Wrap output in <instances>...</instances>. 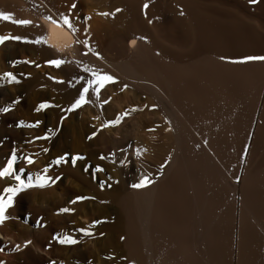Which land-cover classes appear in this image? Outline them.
<instances>
[{
  "label": "bare ground",
  "instance_id": "bare-ground-1",
  "mask_svg": "<svg viewBox=\"0 0 264 264\" xmlns=\"http://www.w3.org/2000/svg\"><path fill=\"white\" fill-rule=\"evenodd\" d=\"M233 1L223 6L227 0H176L182 16L175 13L163 28L169 37L189 47L190 55L179 54L178 47L160 36L156 25L148 24L151 11L139 0H119V23L133 26L124 36L110 30L85 35L74 24L72 32L62 23L45 19L60 20L55 14L14 26L16 34L28 41L44 38L46 43L27 42L42 61L60 59L64 61L60 66L75 68L68 81L57 86L64 90L62 105L54 115L57 120L67 118L66 110L93 79V71L120 81L125 91L116 95L117 103L134 99L136 108L115 112L112 98L106 95L109 82L98 91L89 85L86 102L79 107L94 115L96 126L91 128L82 120L56 129L66 138L57 140L60 144L85 147L91 166L97 155H103L116 168L119 193L99 192L92 176L87 177L85 197H93L82 200L87 208L69 207L72 211L58 214L57 224L68 226L76 244L54 249L39 246L44 254L37 252L36 258L30 246L35 239L25 238L27 245L18 240L14 226L24 203L29 202L25 196L30 195L32 221L50 208L55 213L61 207L58 194L53 192L50 198L46 189L32 194L28 188L15 194L5 209L8 219L0 224L4 238L23 245L26 253L44 264H112L107 260L113 249L107 231L123 237L124 254L116 264H264V61L236 62L243 56L264 55V0L254 5L250 0ZM110 50H115L117 59L105 55ZM12 70L18 83L0 74V109H10L0 111V148L5 153L0 168L15 150L13 172L27 181L23 157L30 142L40 144L33 137L40 136L42 123L17 127L16 122L41 121V111L36 109L44 77L34 74L24 79L17 74L24 69ZM144 106L147 113L164 118L162 127L152 129L142 123L139 114ZM138 122L143 124L140 135L128 130ZM166 159L168 164L161 168ZM21 167L25 172L19 171ZM142 175H150L153 183L131 188ZM16 184L11 174L0 178V198L6 200L9 194L3 189ZM108 201L116 212L111 218L105 208ZM75 214L88 221L73 222ZM81 228L92 234L77 231Z\"/></svg>",
  "mask_w": 264,
  "mask_h": 264
},
{
  "label": "rangeland",
  "instance_id": "rangeland-1",
  "mask_svg": "<svg viewBox=\"0 0 264 264\" xmlns=\"http://www.w3.org/2000/svg\"><path fill=\"white\" fill-rule=\"evenodd\" d=\"M141 1L139 0V2H141L140 3L141 6L142 3L144 2L143 5L147 4V7L146 8L143 6L142 7L145 8V10L150 9L151 11L148 12V18H147L148 24L156 25L158 27L157 30L160 36L162 35L161 37L165 40V42L168 45L171 46L174 45L173 47L176 46L175 48L178 47L177 51L179 54L183 53L190 55V48L187 46L184 47V45H182L180 42L169 37L167 35L166 30L163 28L164 21L172 18V16L175 13L182 16V12L178 8L176 0H141ZM259 1L260 0H256L255 3H250V2L249 3L254 5L257 4ZM0 2H2L4 6L3 9L1 7L0 11L11 13L13 20L19 18L27 19L25 18V16L29 17L33 15L34 16V17L32 16L33 19L31 17L27 19V20L32 19L30 20L31 21L30 24L39 20V15L55 14L56 16L60 17V14L64 13L65 15L69 16L72 24H74L76 27H79L80 29L82 28L81 31L85 35L91 34L94 31H98L100 33H106L107 30H110L120 33V36H124L129 30L133 29V26L129 23H125V22L119 23V21L122 19V18L118 19V17H120L122 13V8L119 3V0H75L76 7L72 10V12H69L68 9L69 6L73 3V0H0ZM232 4H234L233 0H227V2L223 6L232 5ZM28 9L31 10V12ZM116 9H119V11H115ZM27 11L29 12L27 13ZM254 11H255L254 9L250 10V12H254ZM25 13L28 15H26ZM101 13H107V15H102ZM14 26L16 28V24L12 23L11 21L0 20V36H12L14 34L17 35L16 32L14 31L15 30ZM17 26H21V25H17ZM85 29H87V31H85ZM36 52L37 51L33 48V46H30L27 42L24 41L16 42L14 40L9 39V40H5L3 43H0V71H1L0 74L1 73L4 74L5 73L4 70L7 72L8 69H9L8 72H10V70L12 69H13L12 71L15 70L14 73L19 69H24L23 71L24 75H22L23 73L22 71H21L22 73L20 71H17L18 73L16 72L19 76L24 77V79L32 78L34 74L35 75L38 74L39 76L42 75L44 78H42L43 84L40 86L41 97H42L41 102L46 101L48 102V104L51 105V107L40 110L41 121H42L40 136H43L45 132H47L49 138L39 139L40 144H37L36 142L35 143L30 142L29 145L27 146L26 155L32 158L33 163L32 164L25 163L27 169L26 173L27 175L31 174L34 180L37 173H43V169L47 165L52 164V161L56 157L62 156L64 153H68L69 156L74 154H79L80 156L83 157V159L78 160L74 165L71 163L70 160H68V158H65L67 162L62 161L61 163H59L60 164L59 166L56 164H52V166L48 168L47 173H43V174L52 177V179H55L57 176H60V179L55 183H51L47 185L44 188L31 187L29 188L31 191L30 193L39 194L41 190L44 191L46 189L47 190L46 192L48 195H50V198L52 197L53 192L57 193L61 203V207L57 208V210L61 208L77 207L79 205H82L84 208H87L86 203L83 202L82 200L75 201L74 203H70V201L74 200L75 197L80 196L81 194H83V196L87 194L88 178H90L91 176L96 184L97 191L104 192L106 190L104 192L106 194H110V192L119 193L118 180L115 174L116 168L111 161L106 159L103 160L100 158L101 156L99 155L95 157L96 159L93 163V166H91L88 157L86 155L85 147L82 146L79 147L78 149H74L71 148V146H69L68 144L62 145L59 142H57V140L59 141L60 139H66L64 136H60L59 132L56 130L61 125L63 126L65 125L68 127V125L71 123L78 124V122L81 123L83 120L82 122L83 124L88 122L87 125L91 128L92 127L94 128L96 126V123L94 120H92L94 118L93 117L94 115L92 113H89L88 110L86 109L83 112V110L80 107L72 110V112L66 111L65 117L67 118H64L65 121L56 119L54 115L62 105L61 97H62V93L64 92L63 89L57 90V86L59 84L66 83L68 79L71 77L70 74H72L75 68L72 66L68 68V65L65 66L66 67L65 68L64 66L57 67L54 65L47 64L45 63V61H42V59L38 56V54H36ZM104 53L108 58L117 59V54L115 50H110ZM195 57L196 56H193L191 59ZM121 58L122 56L120 55V59ZM24 61H30V63H25ZM36 65H39V67H37ZM48 78L49 80H47ZM51 86L54 88H51ZM53 89H55L56 92L52 91ZM124 91H125L124 86L120 81L114 80L113 82L108 83L106 95L107 97H109V99L112 98L111 102H112L113 110L115 112H119L120 110L122 112L123 109L127 110L128 112H131L136 108L133 106L135 103L134 99L122 100L120 104L117 103L115 98L116 95L121 94V92L123 93ZM52 93L54 96L52 95ZM142 110L143 111L139 115L143 117L142 119L143 124L148 123L149 125H151L152 129L162 127V124H164V118H162L158 113L157 114L147 113L145 106L142 107ZM85 111L88 112L89 114L86 115L87 113ZM56 122H58L59 126L56 125L57 124ZM143 124L141 123L139 124L138 122V124L135 126L132 125H131L132 127L129 126L128 130L129 131L132 130L131 133H136L139 131V135H140L142 134L140 130L142 129ZM45 148L48 149L47 152L43 151V149ZM4 155H5L4 150L0 148V159L5 161ZM97 165H99L103 169L102 172L97 171V167H96ZM101 182L104 183L103 188H101L100 186ZM108 185H111V187H108ZM15 197L16 195H14L12 198L14 199ZM25 199H28L29 202L24 203L23 210H21L22 212H20L17 217L18 224L14 226V230L18 235V240L24 243V241L26 240L25 238L27 239L34 238L36 246L34 244H31L30 246L34 250V254L36 258L39 256V253L37 252H41L44 254V251H41L39 249V246H41L44 249H54L56 247H59L60 245H67V244H60L53 239V237L56 235L71 234V231H69V228L67 225H65V223L60 222L57 224L56 222V219H58V214L61 213L62 216L64 215L63 212L55 211L54 213V209L50 208L47 213L44 212V214H42L39 217H37L36 215L34 221H32L31 219L32 206H31L30 195L25 196ZM105 208L107 209L110 218L111 216L114 217L116 212L113 204L108 201L106 203ZM73 220H74L73 222L77 224H83L84 222L88 221L81 214H75L73 216ZM106 235L108 236V238L111 239L112 242L111 247H113V249L110 250V257L109 255L107 256V260L112 261V264H116L117 261L120 259V257L123 256L124 254V246H123V241L121 239L122 236H119L118 233L113 231H107ZM3 238H4L3 235L0 234V240H1L0 260H3L5 264H44V262L40 263L37 259H33L30 256V254L26 253L25 251L26 248L23 245L21 244L18 245V242H13L9 238H4V239ZM80 246L81 245H79V247Z\"/></svg>",
  "mask_w": 264,
  "mask_h": 264
},
{
  "label": "snow or ice",
  "instance_id": "snow-or-ice-1",
  "mask_svg": "<svg viewBox=\"0 0 264 264\" xmlns=\"http://www.w3.org/2000/svg\"><path fill=\"white\" fill-rule=\"evenodd\" d=\"M256 0H250V3H255ZM76 7V3L75 0H73V3L69 6L68 11L72 12V10ZM144 7H147V4L144 5ZM115 11H119V9H116ZM102 15H107V13H101ZM46 20H50L52 23L54 24H63L64 26H66L70 31L75 32L76 29L73 27V24L69 18L68 15H65L64 13L60 14V20H53L51 16H47L45 17ZM0 20H5V21H11L12 23L16 24V25H28L31 23L30 20L27 19H12V14L9 12H5V11H0ZM85 31H87V29H85ZM14 40V41H24V42H30V43H40V42H45L43 37H38L35 41H28L27 37H21L18 35H12V36H0V43H3L5 40ZM76 43H80L79 40L75 41ZM87 41H84V46L87 47ZM67 46V45H66ZM223 59V58H222ZM248 61H264V55H247V56H243L241 58H239L238 61L239 63H244V62H248ZM25 63H30V61H24ZM15 63V62H14ZM45 63L50 64V65H54L59 67L62 63H64V61L60 60V59H54V60H47ZM37 67H39V65H36ZM85 71H88V69L86 68ZM91 76L93 77V79H90L87 81V83L84 84L83 88H81L80 92H79V96L71 103L70 107L66 110L68 112H71L72 110L76 109L77 107H79L80 105H82L83 103H85V94L89 91V85H95V88L93 89V91H98V89L100 87H102L105 83L107 82H113L115 80V77H113L112 75H109L107 73H98L96 71H93L91 73ZM4 78H8L9 82H16L18 83L19 81L16 80L15 76L11 73V72H5L3 74ZM51 107L50 104H48V102H41L38 107H37V111L45 109ZM153 107H155V105H153ZM10 109L5 107L3 109H0V111L7 113ZM61 120H63V117H61ZM41 123V121L37 120L35 121V123H28L27 125H25V122L23 121H18L16 122V126L17 127H22V126H27V127H35L37 125H39ZM105 125H102L101 127H104ZM96 133L93 132L91 134V136H95ZM48 134L47 132H45V134L43 136H38V137H33V139H48ZM91 138V137H89ZM247 149H248V145L244 146V153L243 155L246 156L247 154ZM44 152H47L48 149L45 148L43 149ZM17 158V153L14 150L12 156L7 160V164L0 168V178L5 177L6 175L11 174L15 181L17 182L15 187H5L3 189V191L5 193H8V198L5 200L3 198H0V224H3L8 217L5 215V209L12 204V197L13 195H15L17 192H20L23 189H28L31 187H39V188H44L47 185L51 184V183H55L56 181H58L60 179V176H57L55 179H52V177L47 176L43 173H47L48 168H50L52 166V164H59L62 161L63 162H67V160H65V158H68V160L71 161V163L74 165L78 160L83 159L82 156H80L79 154H74L69 156L68 153H64L62 156H58L56 157L53 161L52 164L47 165L44 169H43V173H37L35 179L33 180V177L31 174H28V179L27 181L23 180L21 178L20 175L16 174L13 172V163ZM101 159H103V155H101L100 157ZM23 161L24 163L27 164H32L33 160L30 156L25 155L23 157ZM168 160L166 159L164 161V164L161 165V168L164 167V165L168 164ZM121 163H123V161H121ZM97 171L98 172H102L103 169L97 165ZM20 172H25L24 168H19ZM157 175H159V173H157ZM237 180L240 179V177H236ZM153 183V180L150 178V175H142L139 180L136 183H133L130 185L131 188L133 189H140V188H145L148 185H151ZM101 188L104 187V183L101 182ZM108 187H111V185H108ZM85 199H93V197H85V196H77L74 198V200L70 201V203H74L75 201H79V200H85ZM59 212H70L72 211V209L69 208H61L58 209ZM99 221H93L92 223H98ZM77 231L79 232H83L85 235H91L92 233L90 231H88L87 229H78ZM101 235H103L101 233ZM54 240H56V242L60 243V244H76L77 240L70 236L69 234H63V235H56L53 237ZM121 239H123V237H121ZM29 243V241H24V244L27 245ZM0 264H5V262L3 260H0Z\"/></svg>",
  "mask_w": 264,
  "mask_h": 264
}]
</instances>
